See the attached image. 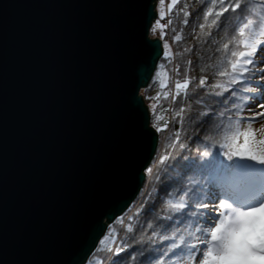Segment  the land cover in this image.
Wrapping results in <instances>:
<instances>
[{"label":"water","instance_id":"95a60500","mask_svg":"<svg viewBox=\"0 0 264 264\" xmlns=\"http://www.w3.org/2000/svg\"><path fill=\"white\" fill-rule=\"evenodd\" d=\"M158 0H0V264H86L159 135Z\"/></svg>","mask_w":264,"mask_h":264},{"label":"trees","instance_id":"16d2710c","mask_svg":"<svg viewBox=\"0 0 264 264\" xmlns=\"http://www.w3.org/2000/svg\"><path fill=\"white\" fill-rule=\"evenodd\" d=\"M229 2L177 0L169 11L171 24L163 41L171 42L172 56L163 53L148 86L141 92L146 105L152 106L151 125L158 131V148L136 200L109 225L86 264H184L189 259L186 249L173 253L170 247L173 237L177 243L181 237L191 243L195 235V218L188 215L193 209L178 210V206L195 204L197 194L211 188L214 177L231 171L237 164L238 157L228 160L217 150L219 147L221 153L233 154L237 151L233 142L244 136L242 112L251 91V77L250 72L237 75L242 68L234 72L232 65L244 51L243 41L252 35L248 30L240 35L242 18L253 19L255 24L264 16V0H243L241 9L233 12L229 8L213 25L216 13ZM176 35L182 39L176 41ZM160 70L166 75L164 85L158 80ZM201 79L205 80L203 86ZM176 83L180 89H176ZM228 90H234L235 96L229 95ZM223 96H228L227 108L220 104ZM257 142L256 137L250 139L253 145ZM259 173L237 174L219 183V190L223 195L237 192L248 196L261 189L264 170ZM117 246H124L126 251L119 256L107 251Z\"/></svg>","mask_w":264,"mask_h":264},{"label":"snow or ice","instance_id":"6c2138e0","mask_svg":"<svg viewBox=\"0 0 264 264\" xmlns=\"http://www.w3.org/2000/svg\"><path fill=\"white\" fill-rule=\"evenodd\" d=\"M176 2L177 0H173L174 4ZM242 4L243 0H235V2H231L230 0L226 6L216 13V19H213L212 24H218L219 17L222 16L224 12H227L229 8L235 12L237 9L242 8ZM161 7H163V0H161ZM211 14L212 13H208V15ZM164 15L165 13L161 11V19L164 18ZM185 23H187V20H185ZM168 24H171V20L168 21ZM149 27L153 33H157L159 30L161 36H163V29L167 27V25L161 24L160 19H157L155 25H149ZM201 27H203V25H201ZM256 27L264 28V16H261L255 24L253 19L242 18L239 33L243 36L245 30H248L252 35H255L256 32L253 29ZM174 39L180 41L182 37L176 35ZM248 46L252 47L253 51L247 54L243 52L240 53L241 57L244 59V65L242 66V71L237 75L243 76L249 72L255 74L259 71L261 78L264 79V68L256 67L259 62L256 59L255 52L258 51L261 46L255 44H250ZM224 47L227 48L228 45L225 44ZM164 50L167 57L172 55L167 42L164 44ZM233 55H235V53H233ZM160 67L164 68V65L161 64ZM232 68L235 72L236 65L233 64ZM199 83L203 86L205 80L201 79ZM175 87L176 89H180L181 85L176 83ZM228 94L234 97L235 91L228 90ZM217 95L223 94L218 93ZM257 98L261 100L260 107H264V94L254 95L250 97V100H256ZM149 99L153 98L150 97ZM227 100L228 96H223V99L220 100V104L225 108H227ZM153 111H155V107H153ZM211 115L212 114H209V116ZM221 115H223V113H221ZM260 115L264 117V113ZM243 122L252 123L258 121H256L255 117H252L244 118ZM261 131H264V129ZM243 135L246 139L244 145L240 147V150L233 154H228L227 152L221 153L218 147L217 150L220 155L222 157H227L228 160L239 157L264 165V156L257 155L252 150L248 140V137L254 135V133L244 132ZM258 143L264 145V140H260ZM204 155L208 156L213 154L204 153ZM148 171L151 172L152 169H148ZM229 201L231 200L228 198L215 196L211 187L207 191L197 194V202L195 204L188 205L181 203L178 206V210L185 208L193 209L188 215L195 218L192 221L195 235L192 237L193 242L191 243L186 242L183 237H181L180 241L177 243L173 237V243L170 245L173 249V253L176 249H186L192 264H196L197 258H199V264H264V201L246 206L235 205L232 201L231 203ZM233 205H235V207ZM197 209L202 210L197 211ZM131 230L132 229L129 228V231ZM168 238L169 237H165V239ZM107 251L113 252L114 255L119 256L121 252L126 251V248L124 246H117L115 249L109 248ZM161 255H163V253H161Z\"/></svg>","mask_w":264,"mask_h":264},{"label":"rangeland","instance_id":"374dc122","mask_svg":"<svg viewBox=\"0 0 264 264\" xmlns=\"http://www.w3.org/2000/svg\"><path fill=\"white\" fill-rule=\"evenodd\" d=\"M173 6H174L173 0H163V7H161V0H158L157 5H156V8H157V11H156L157 12V19H160L161 24H166L167 27H165L163 29V36H161L159 30H158L157 33H153L152 30H150V37L151 38H160L162 40L163 50H164V44H165V42H167L168 45H169V50H170L171 53H172V50H173L172 44H171L170 41H163V39H164L163 37H164V33H167L168 16H169L168 14H169V11L171 10V8ZM161 11H163L165 13L163 19H161V17H160V12ZM154 25H155V22L153 23V26ZM254 31L256 32L255 35H250L248 38H246L243 41V47H244L243 53L247 54V53L253 51V48L248 46L250 44H255L257 46H261L259 48V50L255 52L256 59L259 62L258 65H256V67L257 68H264V31H256V30H254ZM163 53L165 54V50H164ZM235 65H236V69L237 70H241L242 66L244 65V59L240 56L238 61H237V63ZM259 74H260L259 71H257L255 74L250 72V77H251V79H250L251 80L250 81V87H251V91L247 95L248 100L243 105V112L242 113L244 114V117L245 118L255 117L256 121H258V122H252V123L242 122V126H243V131L244 132H252V133H254V135L248 137L249 143H250V139H252L253 137L254 138L256 137L258 142L260 140H264V131H261L262 129H264V117H261V115H260L261 113H264V107H260V103H261L260 98H257L256 100H250V97H252L254 95L264 94V80H261L260 78L257 77V75H259ZM158 80H159V82L161 84H163V85L165 84L166 75H165L164 70H160L159 71ZM149 110H150V113H151L152 106H151V108L149 107ZM165 128H167V127L165 126ZM156 131H157V129H156ZM245 139H246L245 136H243L241 141L236 140V141L233 142L234 146H236L235 149L237 151L240 150V147L242 145H244ZM258 142L256 144H254V145L252 143H250V146L252 147V150L257 155L264 156V145H260ZM263 166L264 165H261V164L255 162V161H251V160H247V159H241V158L238 157L237 164L231 171H222L219 176L214 177V179H213L214 181H213V184L211 186L212 189H213V194L215 196H218V197H221V195H222V194L220 195L219 190H218V182L220 180H224L221 177H223V178L225 177V178L228 179V178L237 176V174H240V173L241 174L246 173V172L255 173L257 171L264 170V169H259V168H261ZM252 197H253V200H250L248 198V202L257 203V202H260V201H264V191L259 193V194L256 193V194L252 195ZM222 198H228L235 205H239V203L237 202L238 200L235 197L227 196V197H222ZM231 201H229V202L231 203ZM235 205H233V206L235 207ZM204 211H207V210H204ZM184 264H192V261L190 259H188V260L185 261ZM196 264H199V258H197Z\"/></svg>","mask_w":264,"mask_h":264},{"label":"bare ground","instance_id":"6f19581e","mask_svg":"<svg viewBox=\"0 0 264 264\" xmlns=\"http://www.w3.org/2000/svg\"><path fill=\"white\" fill-rule=\"evenodd\" d=\"M257 77L260 78L261 80H264V79L261 78V74L257 75ZM258 106H259V105H258Z\"/></svg>","mask_w":264,"mask_h":264},{"label":"built area","instance_id":"2783aa9c","mask_svg":"<svg viewBox=\"0 0 264 264\" xmlns=\"http://www.w3.org/2000/svg\"><path fill=\"white\" fill-rule=\"evenodd\" d=\"M166 115H170V112H169V111H167V112H166Z\"/></svg>","mask_w":264,"mask_h":264}]
</instances>
